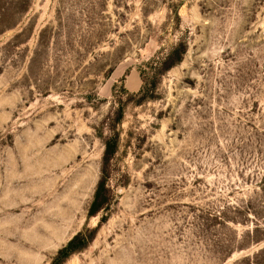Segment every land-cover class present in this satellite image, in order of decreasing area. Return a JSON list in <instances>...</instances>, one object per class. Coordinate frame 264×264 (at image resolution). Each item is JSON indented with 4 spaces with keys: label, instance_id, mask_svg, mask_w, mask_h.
<instances>
[{
    "label": "rangeland",
    "instance_id": "obj_1",
    "mask_svg": "<svg viewBox=\"0 0 264 264\" xmlns=\"http://www.w3.org/2000/svg\"><path fill=\"white\" fill-rule=\"evenodd\" d=\"M84 228L63 264H264V0H0V264Z\"/></svg>",
    "mask_w": 264,
    "mask_h": 264
},
{
    "label": "trees",
    "instance_id": "obj_2",
    "mask_svg": "<svg viewBox=\"0 0 264 264\" xmlns=\"http://www.w3.org/2000/svg\"><path fill=\"white\" fill-rule=\"evenodd\" d=\"M185 49L181 44L177 45L174 50L171 52L169 56H167L161 63L160 66L157 67L155 62L153 65V70L159 73L168 71L174 65L181 62V57L184 54ZM175 59H174V58ZM138 95L140 97L139 100H150L153 98L152 93L142 87L141 90L138 91ZM122 108H118V112L116 115V124H118L122 118ZM117 135H113L112 137L106 139L103 143V153L101 159V167H100V177L97 185L95 187V191L93 194L92 201L87 210V218L90 219L92 217H96L98 214L107 212L110 206V194L107 189V181H108V167L109 163L117 151ZM107 221L106 216L102 217L101 222ZM95 230H89L84 228L81 232L74 235L65 246L60 248L54 258L51 260L50 264H63L67 259H69L72 255L79 253L91 242L95 236Z\"/></svg>",
    "mask_w": 264,
    "mask_h": 264
}]
</instances>
